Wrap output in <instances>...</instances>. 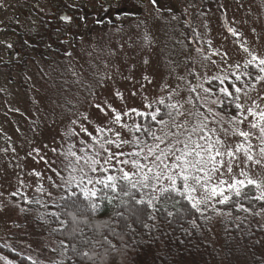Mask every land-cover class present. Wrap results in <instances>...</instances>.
I'll return each instance as SVG.
<instances>
[{"label":"rangeland","instance_id":"1","mask_svg":"<svg viewBox=\"0 0 264 264\" xmlns=\"http://www.w3.org/2000/svg\"><path fill=\"white\" fill-rule=\"evenodd\" d=\"M56 1L13 0L14 26L36 31L41 12V36L46 40L41 47L15 46L12 73L0 63V243L34 260L61 261L63 252L59 253L52 238L26 232L23 225L15 228L13 224L20 226L27 220L13 195L26 197L36 192L38 184L51 191L78 181L91 187L111 176L105 175L108 168L151 173L162 184L171 185L168 177L180 171L171 166L184 143L191 148L194 142L205 143L202 135L212 143L219 136L222 151L235 150L244 141L232 134L239 127L251 133L253 159L240 151L231 172L226 163L211 174L210 184L223 188L222 194L212 196L200 186L193 193L204 201L199 208L214 210L205 222L213 245H220L225 215L213 206L233 190L228 185L254 180L264 191L261 122L248 111H264V65L260 64L264 60V0H153L155 5L152 0H90L94 11L88 36L86 15L78 13L77 23L72 20L75 15L67 21L65 13L54 10ZM85 1H77L80 10L85 9ZM96 6L111 10L102 21L97 20L101 16ZM158 7L171 11L162 13ZM136 9L142 13L127 12ZM27 11L29 18L24 17ZM66 33L76 35L78 44H43ZM242 72L251 78L250 83L233 84L230 91L226 82ZM228 92L236 97L239 109L229 112L220 107L222 93ZM149 112L165 114L158 120L153 140L132 149L137 115ZM241 115L246 119L237 124L233 117ZM252 123L258 127L252 128ZM93 139L106 144L97 145ZM67 148L72 157L68 170L63 169L66 160L61 154ZM127 152L142 160H129ZM220 180L225 184L220 185ZM260 213L264 224V213ZM6 234L12 236V243ZM0 264L12 262L0 256Z\"/></svg>","mask_w":264,"mask_h":264},{"label":"trees","instance_id":"2","mask_svg":"<svg viewBox=\"0 0 264 264\" xmlns=\"http://www.w3.org/2000/svg\"><path fill=\"white\" fill-rule=\"evenodd\" d=\"M250 80L246 72H242L241 76L226 83L230 89L233 84L247 86ZM162 105L160 101L158 106ZM220 105L231 112L237 107L236 97L230 92L222 93ZM161 114L155 116L156 119L150 112L137 115V125L132 130L135 137L132 149L145 147L153 140L158 120L165 113ZM92 142L100 146L106 144L94 139ZM61 154L66 160L63 169L68 170L71 149ZM126 155L129 160L136 157L137 162L142 160L133 152ZM108 170L110 172L105 175L115 178V189L106 188L97 181L91 187L78 181L56 191L38 184L36 192L26 197L13 195L20 200L21 213L27 220L20 226L13 224L15 228L23 225L26 232H42L52 238L59 253L63 252L61 261L34 260L15 247L1 243L0 256L8 257L12 264H233L239 260L264 264V224L260 213H264V199L260 198L264 191L254 184L238 187L240 195L231 190L227 201L213 206L225 215L220 223V245L214 246L205 222L214 210L203 206L199 211L192 208L187 196L181 194V180H176V187L181 191H175L151 173ZM125 173L128 178L122 179ZM86 188L95 190L96 196L85 197ZM141 200L144 203H140ZM11 237L10 234L5 236L12 243Z\"/></svg>","mask_w":264,"mask_h":264},{"label":"snow or ice","instance_id":"3","mask_svg":"<svg viewBox=\"0 0 264 264\" xmlns=\"http://www.w3.org/2000/svg\"><path fill=\"white\" fill-rule=\"evenodd\" d=\"M155 2V0H154ZM261 65H264V60L260 61ZM261 71H264V68H261ZM239 91V89H237ZM241 106L237 105L239 109ZM253 116H258L259 121L261 122L259 125V132L261 138V144L264 145V111L259 113L253 112L252 109L248 110ZM156 119L155 115L152 117ZM120 116H116V120L119 121ZM246 117L241 115L240 118L233 117V120L237 122V124H243ZM252 128H257V123L251 124ZM225 134H227L228 130L225 129ZM233 135H239L240 137L244 138V141L238 143L235 146V150L231 147H228L226 151H222L221 147L223 146L224 142L220 139L219 136L216 137L215 143H212L210 140L205 139V136H201V140H205V143L201 145L198 142H194V146L189 148L187 143L183 144V149H178L177 151L180 153L179 155H175V163L172 164V168H178L180 171L175 174V176H169L168 179L171 181V187L175 191H181L176 187V180L179 179L182 181V195H187V199L191 202L192 208H195L199 211V205L203 203V200H197L196 197L193 195L197 191V186L203 188L206 192L210 191L212 196H216L218 194L223 193V188L213 186L210 184L211 181V174L217 173L220 169L224 168L225 164L227 163V171H232V161L237 158V153L243 151L245 156L248 160H252L253 156L250 154L251 144L248 142V139L251 135L250 132L243 131L239 127H235L232 129ZM179 142V141H178ZM247 142V143H246ZM151 151V149H149ZM262 154H264V147L260 148ZM163 155V153L161 154ZM227 157V161L225 160ZM160 159V157H157ZM259 163V161H256ZM95 163V161H94ZM167 167V166H166ZM95 171V169H93ZM242 175L244 173H241ZM159 175V174H158ZM128 174L125 173L122 179H127ZM115 180L114 177L108 176L106 179L98 180L97 183L104 185L106 188H116V184L113 182ZM145 180L147 177L145 176ZM92 181L90 180L89 183ZM220 185L225 184V181L220 180ZM248 184H255L257 187L259 185L254 180H248ZM236 185H244L243 180H237L233 184H229L228 187L235 190L236 195H240L239 188ZM133 187L136 185L133 184ZM161 191H167V189H162ZM85 197H94L96 196L95 190L84 189ZM264 199V195L260 197ZM207 199V197L205 198ZM228 200L227 196L220 201L224 203ZM140 203H144L143 200ZM151 204V200L148 201ZM86 255V254H85Z\"/></svg>","mask_w":264,"mask_h":264},{"label":"flooded vegetation","instance_id":"4","mask_svg":"<svg viewBox=\"0 0 264 264\" xmlns=\"http://www.w3.org/2000/svg\"><path fill=\"white\" fill-rule=\"evenodd\" d=\"M78 0H57L56 3H54V10H56L58 13H65L68 16V20L70 21L71 16L75 15L72 20L77 23L78 19L76 15L80 13V15L85 14L86 15V23H85V29H86V36H88L89 31L91 30L93 26V17H90V15L94 11V7L92 2L90 0L85 1V9L81 8L80 10L77 5H81L80 3L77 2ZM168 2V1H167ZM166 2V3H167ZM143 3V2H142ZM13 0H0V63H5L6 64V71L8 73H12L13 71V61L15 59L14 57V47H41V43L45 42L46 36H41V12L37 15L38 17V28L35 31L26 32L22 27H15L14 26V15H13ZM29 4V3H28ZM99 5H102L98 3ZM152 4L155 5L156 3ZM159 11L162 13H168L171 11L170 8L168 7H158ZM96 11H98V14L101 16L98 18V21H102L105 19L107 16V13L110 12L111 10L109 7H104V6H99L95 7ZM122 9L124 12H126V8L123 6ZM139 9V8H137ZM136 9V11H127L128 13H142L139 12ZM29 11H27L24 15L25 18H29ZM90 17V18H89ZM62 20V19H61ZM79 22H81V19H79ZM65 25V22L63 23ZM63 25V26H64ZM46 29L48 25H45ZM62 26V24H61ZM65 28V26H64ZM83 28V26L81 27ZM58 28L56 27V31ZM68 30V29H67ZM55 31V32H56ZM81 31V29H80ZM82 31H85L82 29ZM45 39V40H44ZM51 40L54 41V43H51ZM82 40V39H81ZM80 40H76V35H71L70 33L64 34V36H60L58 38H51L49 39L48 43H43L44 45H51L55 44L56 46L58 45H71L75 46L78 44ZM18 52V50H17ZM18 54H16L17 56ZM21 55L25 56V59L27 60V56L21 52ZM39 55V54H38Z\"/></svg>","mask_w":264,"mask_h":264}]
</instances>
